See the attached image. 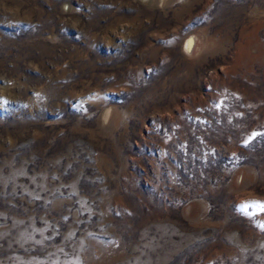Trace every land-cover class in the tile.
Segmentation results:
<instances>
[{
	"label": "rangeland",
	"instance_id": "374dc122",
	"mask_svg": "<svg viewBox=\"0 0 264 264\" xmlns=\"http://www.w3.org/2000/svg\"><path fill=\"white\" fill-rule=\"evenodd\" d=\"M0 264H264V0H0Z\"/></svg>",
	"mask_w": 264,
	"mask_h": 264
},
{
	"label": "bare ground",
	"instance_id": "6f19581e",
	"mask_svg": "<svg viewBox=\"0 0 264 264\" xmlns=\"http://www.w3.org/2000/svg\"><path fill=\"white\" fill-rule=\"evenodd\" d=\"M197 42V41H196ZM194 43H195V39H194V37H190V38H188L185 42H184V44H183V50L184 51H186L185 53H191V52H193V47H195L194 46ZM199 48V47H198ZM198 48H196V50L198 49ZM199 50V49H198ZM201 51V50H200ZM197 52V51H196ZM199 53V52H198ZM196 54V53H195ZM111 112H110V110H107L106 112H105V114H104V120H106L109 116V114H110Z\"/></svg>",
	"mask_w": 264,
	"mask_h": 264
}]
</instances>
